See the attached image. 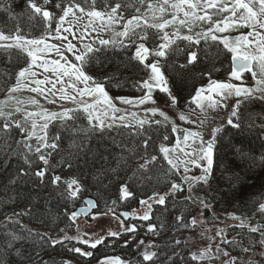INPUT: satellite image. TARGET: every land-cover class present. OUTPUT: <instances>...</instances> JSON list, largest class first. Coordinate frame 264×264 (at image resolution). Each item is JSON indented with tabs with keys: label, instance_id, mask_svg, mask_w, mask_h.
I'll return each mask as SVG.
<instances>
[{
	"label": "snow or ice",
	"instance_id": "1",
	"mask_svg": "<svg viewBox=\"0 0 264 264\" xmlns=\"http://www.w3.org/2000/svg\"><path fill=\"white\" fill-rule=\"evenodd\" d=\"M56 0L50 4V0H43L40 5L36 0H27V7L33 17L42 19V31L39 36H33L30 32L25 31L20 23H16L14 28L7 33L0 29V53L6 54L10 59H14L17 63L21 60L23 63L19 66L18 71L13 73L15 83L7 88V97L0 101V120L3 121L0 126V132L6 136L11 134L14 129H18L20 133H24V139L16 141L17 145L23 151V161L28 165V171L23 168L19 169V174L30 175L43 180L45 173L49 167V157L52 151L58 147L61 137L59 134L52 137V142L48 140L49 124L53 121L59 122L63 128L71 132H84L85 129L76 126V121L84 118L87 120L88 133L103 134L109 129L118 128H135L133 133L136 137L145 136V125H160L161 120H150L147 118L150 113L152 116L159 114L164 121H168L167 115L160 111L158 107H148L144 109L145 116L143 118L137 115V112L130 110H121L112 103L105 90L104 84L89 74L88 65L98 61L97 53L101 50L99 46H117L128 49L134 47L132 59L136 60L143 67L144 76L135 81L134 90L141 95L137 97H116L124 105L137 107L146 104H155L153 92L158 90L166 93L168 101L172 106L178 104V98L172 94L168 87V80L161 69L159 58L166 55L183 51L186 53V63L195 64L199 61L196 51L191 49L203 41L207 44L209 41L222 44L223 49L231 54V67L228 72L229 81H216L209 78L207 87L194 89V95L190 103L195 104L201 113H206L208 108L213 110L217 108H231L230 116L227 123L233 127H240L238 122L234 123L233 118L238 116V108L244 101L253 99L264 100V0H137L139 7L136 8L137 15L131 19L124 20L121 0H103L101 4L97 0ZM44 5H49L53 10H47ZM143 9V11H142ZM0 11H4L9 15V19H17L11 12V5L6 0H0ZM171 18H165L169 14ZM202 13V14H201ZM71 17V19H68ZM87 17L86 23H81ZM68 27H65V24ZM116 25H122V30L117 31ZM73 26L76 31L73 32ZM172 28L171 34L165 29ZM199 28L198 31L195 29ZM250 29L246 34L241 32L240 35H218L230 33L240 29ZM182 29H187V34H182ZM155 30V31H150ZM108 32L112 36L111 39L97 38L91 42H85V38L91 36V33ZM78 33V35H77ZM69 35L73 39L80 42V47L69 39ZM58 40L61 43H49V40ZM98 39V45L97 44ZM67 42L66 44L64 42ZM177 41H187L184 49H180ZM151 44L152 47L146 46ZM63 49V51H62ZM71 53L72 59L65 54ZM55 52L59 59H48L49 53ZM154 59L149 62V56ZM182 65L181 67H183ZM34 69H43V79L37 78L38 72ZM250 73L254 81V86L248 87L243 84V76ZM231 81H240V84ZM50 85V87L48 86ZM59 85V87H58ZM82 86V87H81ZM23 89H27L37 96L43 97L48 104L55 105L58 101L71 102L75 107H61L60 111H49L40 105L39 100L30 97L27 101H22L14 93H18ZM90 97L92 102L85 100ZM232 97H237L235 104L229 105L228 101ZM14 101V103H13ZM35 106L37 110L28 111L22 107L23 104ZM103 104L101 109L99 106ZM7 109V110H6ZM195 111V109H192ZM15 113H20L22 118H15ZM131 117V119H129ZM180 120H187L183 112L179 114ZM69 122H72L69 127ZM189 123H194L189 121ZM200 125L204 124V120L199 121ZM264 127V125H261ZM181 132L182 139L178 138L175 145L171 148L161 145L160 153L163 154L164 160L167 161L169 167L167 173L171 176H178L181 183L173 181L168 191L160 194L153 191L152 195L147 199H141L140 205L144 207V213L139 217L142 221H149L152 213L153 201L158 205H165L166 200H171L173 206L176 203V194L183 191V185L187 184L188 195L184 197L185 201H191L193 205H200L203 209H211V203L205 202V197L196 195L194 189L197 185L201 187L207 185L210 187V177L214 164V146L215 139L220 128L212 130L211 139L205 140L202 133L189 129H178L176 125H172V132ZM35 139V145L31 141ZM168 135L163 136V140L167 141ZM151 136L142 139L144 155H140L139 151L128 149L129 152H135L140 155V159L144 163L138 164V171L148 167L150 162L157 160L156 155H151L150 160L147 158V149ZM113 143L116 141L113 139ZM183 145V147L181 146ZM117 147H122L117 145ZM138 148V146H137ZM31 154V155H29ZM101 159H107L101 156ZM264 160V157L261 158ZM42 161L46 167L39 168L33 172L34 161ZM117 166L121 167L126 164L123 156L116 160ZM69 167L71 165L69 164ZM200 170L199 175L191 174L192 169ZM115 172L116 169H111ZM135 173L130 179H135ZM61 181V176L52 175L51 183L57 184ZM75 186V187H74ZM68 199H78V193L81 192V185L77 179H71L67 182ZM118 193L116 200H112L109 206L105 202V209L100 211L96 201L92 199L84 200V204L88 207H80L75 211L68 212V218L75 221L80 214H88L93 211L92 218L98 215H107L112 213L115 215V206L117 201H126L129 197H133L130 186L127 184L118 185ZM258 205L256 211L264 217V198L256 202ZM29 214L28 212L13 213L20 216ZM202 214V213H201ZM127 219L132 213L123 211L120 213ZM231 219L238 220L239 224L228 228L238 227L240 229H248L249 234H259V239L247 247H241V251L248 253L258 244L264 248V223L257 222L254 225L249 223L250 218L229 214ZM118 218V217H117ZM213 220L217 217L213 216ZM7 220L13 225L18 224V220H13L12 216H8ZM123 225V221H121ZM175 224L178 228H190L197 224L194 217L191 221L187 219L183 213L175 216ZM148 231L153 235L156 234V225L148 224ZM163 227V225H161ZM23 228V225H21ZM61 231H64L61 229ZM137 225L123 226L122 231L109 230L108 236L115 238L116 241L128 233H136ZM227 229L219 228L215 236H209L208 246L202 250L191 253L190 260L183 258V248L180 239H174L171 255H167L162 260L158 251H142L140 256L143 261L150 264H191V261L204 260H220L222 264H237V257L232 256L229 250L222 245H239L235 236L232 240L226 238ZM29 236L35 235L37 238L44 240L45 243L51 245H64L67 241H78L84 245H88L91 249H96L98 245L104 244L105 237L95 240L81 239L80 237L68 236L67 233L61 239H52L40 233H28ZM7 238V248L12 247V242L21 239L14 231L5 233ZM215 237H220V241L215 244L213 249L212 241ZM128 243L127 240L124 241ZM144 241H139V246H143ZM186 246V245H185ZM148 248H159L158 245L149 244ZM181 248V251H176ZM69 251L79 254L82 257H92V251H84L80 247H71ZM139 251V248H138ZM19 255V250H17ZM264 256V251L260 253ZM69 264V262H65ZM99 264H129L128 261L121 260L119 257H106L99 261ZM247 264H253L248 261Z\"/></svg>",
	"mask_w": 264,
	"mask_h": 264
},
{
	"label": "trees",
	"instance_id": "2",
	"mask_svg": "<svg viewBox=\"0 0 264 264\" xmlns=\"http://www.w3.org/2000/svg\"><path fill=\"white\" fill-rule=\"evenodd\" d=\"M6 2L10 3L11 12L15 13L14 16L17 19H9L7 13L2 14L0 11L1 29L6 30L7 33L14 28L16 23H20L25 30L35 33L34 35L40 32V23L29 19V15L32 14L27 7V0H6ZM102 2L103 0H97L98 6ZM121 3L131 13H136V8L139 7L137 0H121ZM215 49L214 57L211 55L214 54V49L211 52L198 53L199 61L195 64L186 63V53H172L164 61L163 72L170 83V89L178 98V103L191 106L189 99L191 100L194 89L202 87L201 85L209 78L217 77L219 74L228 75L227 53L221 47ZM97 57L98 61L88 65L89 74L102 82L106 91L112 94L137 92L134 90L133 84L143 77L144 70L136 60L132 59V53H127L124 49L122 51L112 49L99 51ZM22 63V60L17 63L6 54L0 53V97L4 96L7 93V88L15 82L13 73L18 71ZM182 65L184 66L181 67ZM163 96L155 95L157 99L165 100ZM243 105L244 108L240 110L243 113L239 122L240 127L235 129L226 127L218 137L214 148L210 187L197 185L194 193L204 196L205 202L211 203L215 213L221 215L235 213L243 218H250L249 223L254 225L257 222L264 223V217L256 211L258 207L256 202L264 197V160L261 159L264 157V127H261L264 125V101L254 102V105L251 102L243 103ZM114 130L130 134L128 141H122L120 144L122 147H117V137L111 133L104 132L93 136L90 134L80 135V133L72 135L65 128L60 130L52 128L51 134H59L61 139L58 142V147L49 157L52 168H48L43 180L34 174H19L21 168L28 171V165L23 161L24 150L20 149L16 143L19 139V130L13 127L12 133L7 136L0 132V264H65L68 262L67 259L72 253L68 247L60 244L53 246L35 235H28L31 232L46 234L45 239L47 237L58 238L63 233L61 229L65 231L70 226L67 215L69 208L76 207L80 203L79 200L76 204L68 200L64 183L52 184V175H59L63 179H77L81 185L80 197L87 196V198L96 201L98 205L116 200L120 184L129 185L130 191L134 194L133 197L127 199L129 206L147 198V194L151 195L153 191L163 194L169 190L174 177L167 176L169 174L165 166L162 165V156L157 151V139L155 138L163 133L157 130L150 132L154 141L149 144L147 149V158L150 160L151 155H156L157 160L154 162L159 163V167L166 170L164 177L161 178L157 174H148L147 168L137 170L138 164L144 163V160L140 159V155L145 153L142 140L133 137L135 136L134 130L132 128ZM113 139L116 141L115 144ZM134 148L139 151L140 155L128 151V149ZM101 156L107 159H101ZM121 156L125 158L126 164L118 167L116 160ZM40 164V161H34L33 172L39 170ZM111 169H116V171L113 172ZM134 173L136 174L135 179H130ZM142 182H145V186H139ZM175 199V206L171 200H166V208L157 206L155 218L158 221L164 218L173 225L175 216L183 213L190 220L198 212L197 205L185 201L182 193ZM14 212H28L29 214L16 216L13 215ZM203 213L205 217L210 215L207 209ZM8 216H12V219L18 220L19 223L13 225L7 220ZM152 223L155 224L154 220ZM155 225L157 232L159 227L157 224ZM146 226L147 223L137 225V231L131 233L132 239L128 243L133 241L137 244L141 235L143 236L147 232ZM177 229L179 228L176 226L174 231ZM8 231H14L21 237V239L12 242L10 249L7 248L5 236ZM172 233L173 231L161 243L155 244L151 241V244L159 246L154 250L159 252L162 260L167 255H171L170 249L174 245L173 238L182 239L181 236ZM245 234H247L246 228L242 230L233 227L227 230L226 238L232 239L235 236L236 240L243 241ZM251 236H255V234ZM122 239H124V235L119 241L115 239L112 243L109 240L105 241L101 246L102 252L105 253L104 250L110 247H115L116 251L122 249L120 246ZM145 241L150 243L148 239ZM181 247L183 248V258L190 260L191 257L184 251L185 247L183 245ZM123 249L126 250L127 247L123 246ZM17 250H19V255L16 254ZM176 251H181V248H176ZM231 252L233 251L231 250ZM137 258L140 256L130 260L129 264H135ZM143 264H150V262L143 261ZM191 264L205 263L191 261Z\"/></svg>",
	"mask_w": 264,
	"mask_h": 264
},
{
	"label": "rangeland",
	"instance_id": "3",
	"mask_svg": "<svg viewBox=\"0 0 264 264\" xmlns=\"http://www.w3.org/2000/svg\"><path fill=\"white\" fill-rule=\"evenodd\" d=\"M36 2L40 5L43 4V0H36ZM54 2H56V0H50V4L54 3ZM81 3H82V6H84L82 0H81ZM44 8L47 10H50V11L53 10L49 5H44ZM122 10H123V16H124L125 21L128 19H131L132 16L137 15V13H133V12L131 13V11H129L128 9H125V7L123 5H122ZM142 11H143V9H142ZM1 12H2V14L3 13L6 14V12H4V11H1ZM2 14H1V16H2ZM18 14H20V13H18ZM13 15H15V13ZM165 18H171L170 13L166 14ZM32 19H34L37 23H40V26H41V27L39 26L40 32L37 35H34L35 33H33L32 31H27V30H25V31L30 32V34L33 36H39L41 31H42V19L40 17H33ZM68 19H71V17H69ZM86 22H87V17H85V19L81 23H86ZM65 27H68L67 23L65 24ZM72 30H73V32L76 31L74 26H73ZM116 30L117 31L122 30V25H116ZM165 30L168 31L170 34L172 32V28H168ZM195 30L198 31L199 28H197ZM150 31H155V30H150ZM248 31H250V29L245 28V29H240V30L234 31V32L223 33V34H218V35L236 36V35H240L241 32H244L246 34ZM182 34H187V29H182ZM77 35H78V33H77ZM97 36H99V38H104V39H111L112 38V36L108 32H103L100 34L91 33V36H88L85 38V42L86 43L91 42V40L97 38ZM69 39L72 40V42L74 44H77L78 47L81 46L80 42L78 40L73 39L71 35H69ZM48 42L49 43H55V44L61 43L58 40H51V39ZM64 43L66 44L67 42L65 41ZM187 43H188L187 41H177V44H179L180 49H184L185 45ZM96 46H99L98 45V39H97ZM146 46H148L149 48L152 47L151 44H147ZM99 47L101 48L100 51L109 50V49H118V50L122 51L124 49V51H126L127 53H132V54L135 50L134 47H130L128 49H125L123 47H120L119 45H117L115 47H113L111 45L99 46ZM216 47L217 48L221 47L223 49L222 44H219L218 42L213 43V42L209 41L207 44H205L203 41H201L200 44L195 45L191 50L196 51L197 53H205L208 51L211 52L213 49L215 51ZM223 50H224V52L227 53V63L230 66V59L229 58H231V54L228 53L225 49H223ZM62 51H63V49H62ZM177 53L180 54V53H185V52L180 51ZM65 54L68 55L70 59H72L71 53H67L65 51ZM169 55H166V57H163V58H159L162 71H163L164 61L170 57ZM211 55L214 57L216 55V51L214 52V54L212 53ZM47 58L50 60L51 59H59V57L55 54V52L49 53ZM148 59H149V62H151L154 59V57H152L150 55ZM34 70H36L38 72L37 78H39V79H43L44 75H50V73H44L43 69H34ZM211 79L216 80V81H229L230 77H228V75H226V74H224V75L219 74L217 77H213ZM231 82L236 83V84L241 83L240 81H231ZM208 83H209V79L201 86L207 87ZM243 84H244V86H248V87L254 86V81L252 80L250 73L244 74ZM48 86L50 87V85H48ZM58 87H59V85H58ZM168 87L170 88L169 81H168ZM138 92L139 91H137L136 93L134 92L133 94H131V93H123V94H120V93L115 94L114 93V94H112V93L107 91L109 97L112 98V103H114L115 106L117 108H120L121 110L135 111V112H137V115L139 117L143 118L145 116V113H144L145 108L158 107L160 109V111H163L167 115L168 121H164L163 117L159 116L158 113L155 116H152L149 113L147 116L148 119H150V120L159 119L162 121V123L160 125H155V124L150 125V126L145 125V129H146L145 136L144 137H137L138 139L142 140V139H146L148 136H151L152 140L149 142V144H150L154 141V137L150 134V132H152L153 130H157V131H160L161 133H163V135L155 136V138L157 139L156 140V142H157L156 147H157V151L159 153H160V146L162 144L171 148L173 145L176 144L178 138L182 139V133L181 132H179V131L176 133L172 132V125L173 124L176 125L178 129H189L192 131H199L202 133L205 140L212 138L211 133H212L213 129L220 128L221 131L218 132L216 135L215 146H216V142L218 140L220 133L226 127H230V128L232 127V129L237 128V127H233L227 123V119L230 116V112H231L230 107L229 108H217L215 110L208 108L206 110V113H201L200 109L196 108L195 104H191V103H189V105H191V106L184 105V103H178L176 106H172L170 104V102L168 101L167 94L160 92L158 90L153 92V99L156 101L155 104L149 103L146 105L132 107L129 105H124L119 100L115 99L116 97H137V96L141 95V93L140 92L138 93ZM171 92H172V90H171ZM158 93H159V96L164 95L163 97H165V100L162 98L157 99L155 97V94H158ZM7 94L8 93H6L4 96L0 97V101L5 100L7 97ZM172 94H173V92H172ZM13 95L18 97L22 101H27L30 97H35L36 99L39 100L40 105L44 108H47L49 111H60L62 106L63 107H75V105H73L71 102H68V101H64V102L58 101L57 104H55V105L48 104L47 101L43 97H39V96H37L36 93H32V92L28 91L27 89H23L22 91H20L18 93H14ZM237 99H239V98H237V97L230 98V100L228 101L229 105L235 104V101ZM85 100L88 102H92L90 97H85ZM189 101H191V100L189 99ZM261 101H264V100H260V99L256 98V99H253V101H244L243 103L251 102L254 105V102H261ZM13 103H14V101H13ZM243 103H241L239 108H238V116L236 118H233L234 123H236V122L239 123L241 121V116H243V113H241L240 110L242 108H244ZM22 107L26 108L28 111L37 110L35 108V106L27 104V103L23 104ZM99 107L101 109H103L104 105L101 104ZM192 109H195V111H192ZM181 112H183L185 114V116L187 117V120H183V121L180 120L179 114ZM15 118H22V116L20 113H15ZM129 119H131V117H129ZM201 119L204 120L203 125L199 124V121ZM189 121H193L194 123H189ZM71 123L72 122H69V127H71V125H72ZM75 123H76V126L84 128L85 131L84 132H71L70 131L72 135L76 134V133L77 134L80 133V135H88V134H90L92 136L93 135H100V133H88L86 131L87 130V120L84 118L77 120ZM2 124H3V121L0 120V126H2ZM52 128H55V129L58 128L59 130L64 129L59 122L53 121L52 123H50L49 128L47 130L48 131V140L50 143L52 142V137L55 136L54 133L51 134V132H50V130ZM132 130H134V132H135L134 127L132 128ZM105 132H107L108 134L111 133L114 137H117L118 145H120L122 143V141H125V142L128 141V139L130 137V134H127L124 131H117L114 129H109ZM164 135H168L169 139L167 141L163 140ZM18 137H19L18 141L23 140L24 139V133L19 132ZM133 137L135 138L136 136H133ZM31 143L33 145H35V139L34 138L31 141ZM181 146L183 147V145H181ZM215 146H214V148H215ZM50 151L53 152L54 150H50ZM160 154L162 156V165H164L165 168L168 169L169 165H168L167 161L164 160L163 154L162 153H160ZM29 155H31V154H29ZM40 162H41L40 168L46 167L43 165L42 161H40ZM158 164L159 163H157V162L156 163L152 162L151 164H149L147 167V173L148 174H155V175L157 174L158 176H160L162 178V177H164V172L166 170L163 167H159ZM199 173H200L199 169H196V168L192 169L191 174L199 175ZM167 176H169V178H173V177H171V174H169ZM137 179H140V177H137ZM147 179H150V178H147ZM70 180L71 179H63V177H62L61 181L58 182L59 184L64 183V186L66 187L65 189H66L67 194H68L67 182H70ZM173 180L176 183H181L178 176L174 177ZM141 181H142V179H141ZM144 183L145 182H142L139 186H142V185L145 186ZM187 188H188L187 184H184L183 185V191L178 192L176 194V196L181 194V193L184 195V197L187 196L188 195ZM151 195H152V193H151ZM148 196H150V194H147V197ZM78 197H79V199H75V200L68 199L70 201L75 202V204L78 203V200L80 202L79 204H77L76 207H70L69 212L75 211L77 208H80V207H85V205L83 204L82 201L84 199H87V196L80 197V193H78ZM145 199H147V198H145ZM111 202L112 201L107 202L109 206H112ZM119 202L115 206V209H116L115 215H113L112 213H108L107 215H98V216H96L95 219H93L92 218L93 211H92V213L86 218H78V219L75 218L74 222L69 219L70 226L68 227L67 230L63 231V233L56 239H61L65 235V233H67L68 236L80 237L81 239L95 240V239H98L100 237H105L106 241L109 240L110 243H112V242H114L113 239H115V238L108 236L109 230H111V231H122L123 226H131L132 224L139 225L142 223H145V224L147 223V226H148V224L152 223L153 220H154V223L157 224L159 227L156 234L153 235L152 233H150L148 231V227L146 226L147 232L145 234H143V236L141 235V237L137 241L138 242L137 244H136V242L133 243V241H132V243L125 244V242H124L125 240L129 241L130 239H132L131 235L133 233L132 234L128 233V234L124 235V239L120 240V242H121L120 246L122 247V249H123V246H126L127 247L126 250L123 249V251H122V249H119L116 251L115 247H113V248L110 247V248H107L104 250L105 253H103L101 250V246L103 244L98 245L96 249H91L88 245H84L82 243H79L78 241H72L71 243L65 241L64 245L66 247H68L69 249L71 247L75 246V247H80L84 251H92L93 252L92 257H82L79 254L71 251L72 252L71 256H69L67 259L70 264H99V261L106 258V257H119L121 260L129 262L130 260L140 256V255L137 256V254H139L142 251H145V250L155 251L154 250L155 248H148V245L151 244V241L154 242L155 244L161 243V242H163V240L167 239L168 234L171 233L172 231H173L172 234H176L178 236H181L182 239H180V240H181V242L183 241L182 245H183V247H185L184 251H186V253L189 255V257H191V253L197 252L198 250H202L203 248L208 246V239L207 238L209 236H215V233L219 228H226L228 230L229 229L228 225L235 226V225L239 224V221L231 219V216L229 214L221 215V214L215 213L213 210L214 209L213 207L211 209H207L208 212L210 213V215L208 217H205L203 211L206 209L202 210V206L197 204V207L199 210L196 213V215L194 216L197 219V224L191 226L190 228H179V229L174 231V229L176 228V224L171 225V223H169L164 218H161L159 221L157 220V218H155V213L157 212V208H158L157 206H160V207L164 206V208H166L165 205H158V204H155L153 201H149V203H152V213L150 214V220L149 221H142L139 219V217L141 215H143L145 209L143 206L140 205L139 201L136 204H134V203L131 204L130 206H129V204H128L129 202H127V200L120 202V203ZM98 206H99L100 211L103 212L105 209V203L100 204ZM123 211H128V212L132 213V215H130L127 218V221H125L123 219V216L120 215V213ZM231 214H234L236 216H240V215H237L235 213H231ZM213 216L217 217V219L213 220L212 219ZM240 217L243 218L242 216H240ZM191 220H192V218L189 221H191ZM121 221H123V225L121 224ZM161 225H163V227H161ZM246 231H247V234H245L243 236V238H244L243 241H241L240 239H237L240 246H237V245H231L230 247H229V245H222V246L225 247V249L229 250L230 252H231V250L233 251V252H231V255L237 257V264H247L248 261H252L253 264H264V256L260 255V253L262 251H264V248H261L258 244L252 249V251H250L248 253H244L241 251V247H247L259 239L258 233H255V236H251L252 234L248 233L247 228H246ZM129 234H130V236H129ZM147 239L150 241L149 244L145 241L144 242L145 247H144V245L142 247L139 246V241H141V240L144 241ZM177 239H179V237ZM220 239H221L220 237H215V239L212 241L213 249L215 247V244L218 243L220 241ZM228 240H232V239H228ZM110 246H113V245H110ZM138 248H139V251H138ZM141 259L143 260L142 256H140V258H137L134 263L135 264L137 262L140 263L142 261ZM223 259H226V258L221 257L220 260H215V261H210V260L199 261V260H197L196 262L205 263V264H209V263L222 264Z\"/></svg>",
	"mask_w": 264,
	"mask_h": 264
},
{
	"label": "water",
	"instance_id": "4",
	"mask_svg": "<svg viewBox=\"0 0 264 264\" xmlns=\"http://www.w3.org/2000/svg\"><path fill=\"white\" fill-rule=\"evenodd\" d=\"M83 204H84V201H83ZM84 205H85V208L88 207L86 204H84ZM77 209H78V208H77ZM77 209H76V210H77ZM92 211H94V210H90L88 214H80V215H78V216L76 217V219H78V218H86V217H88V216L92 213Z\"/></svg>",
	"mask_w": 264,
	"mask_h": 264
}]
</instances>
